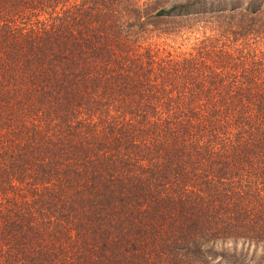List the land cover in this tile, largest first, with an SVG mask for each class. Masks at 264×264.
<instances>
[{
	"label": "trees",
	"instance_id": "1",
	"mask_svg": "<svg viewBox=\"0 0 264 264\" xmlns=\"http://www.w3.org/2000/svg\"><path fill=\"white\" fill-rule=\"evenodd\" d=\"M0 264H264V0H0Z\"/></svg>",
	"mask_w": 264,
	"mask_h": 264
}]
</instances>
